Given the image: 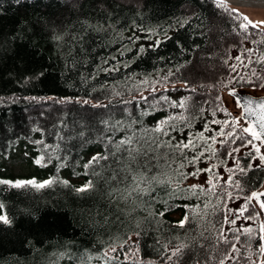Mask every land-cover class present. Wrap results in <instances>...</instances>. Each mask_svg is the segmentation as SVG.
<instances>
[{"label": "trees", "instance_id": "obj_1", "mask_svg": "<svg viewBox=\"0 0 264 264\" xmlns=\"http://www.w3.org/2000/svg\"><path fill=\"white\" fill-rule=\"evenodd\" d=\"M226 5L227 9L218 7L215 0H0V179L58 177L69 182L39 191L0 185L3 211L12 219L11 226L0 224V264H106L104 252L113 244L117 251L109 255L115 259L107 264H220V260L246 264L243 246L247 237L237 229L258 230L261 215L255 221L245 220L253 209L259 211L254 201L242 216L234 210L246 203L251 190L264 185V163L251 145L244 146L240 139L227 135L239 116L227 106L222 93H264V63H257L264 58V27H249L244 32L230 11L238 8L243 14L241 8ZM53 35L64 39L57 43ZM236 57L244 64L250 58L252 64L245 67ZM113 68L118 71L108 70ZM252 68L259 79L251 77ZM41 71L43 75H38ZM249 77L252 83L247 82ZM161 97L177 103L190 98L184 112L188 122L177 124V131L171 133L173 143L189 136L195 140L206 123L212 131L204 136H215L222 125L212 120L228 122V127L222 129L224 136L215 137L214 156L206 152L194 165L184 161V173L196 168H212V173L184 179L179 198L169 199L158 187L159 199L149 209H137L129 216L130 204L107 195L116 183H106L111 169L104 165L112 163L111 157L88 169L84 165L104 152L102 121L119 120L143 130L183 111ZM235 130L237 136L250 139L239 127ZM123 135L120 132L116 139ZM41 155L47 166L35 163ZM185 155L194 153L185 150ZM182 159L177 156L173 167ZM237 162L247 169L246 174L239 172ZM14 163L28 172L15 174ZM94 171L101 175L94 176ZM210 175L218 178L213 180L217 185L214 195L183 191L192 184L211 188L206 183ZM88 179L97 191H74ZM237 180L242 181L243 191L235 187ZM165 199L167 204L161 202ZM206 201L208 215L203 220L196 217L199 227L191 214L183 228L176 226L189 208L199 205L203 210ZM169 205L162 217L148 215ZM225 213L229 220H236L235 225L223 224V231L240 250L239 258L231 252V244L217 239L216 229ZM136 231L141 232L139 253L132 255ZM125 240L121 250L119 245ZM182 243L189 247L169 261L171 251ZM252 243L254 248L259 239ZM60 253L66 255L61 258ZM229 253L233 259H228Z\"/></svg>", "mask_w": 264, "mask_h": 264}, {"label": "snow or ice", "instance_id": "obj_2", "mask_svg": "<svg viewBox=\"0 0 264 264\" xmlns=\"http://www.w3.org/2000/svg\"><path fill=\"white\" fill-rule=\"evenodd\" d=\"M20 0H17L19 3ZM218 7H224L227 9L225 0H216ZM232 13H235V18L239 20L238 27L241 28L244 32H248V28L258 29L264 27V21H252L247 15H244L239 12L238 8L230 9ZM57 43L64 39L63 35H53L52 37ZM143 51V49H141ZM251 52V50H249ZM240 60V57H236ZM241 64H244L243 60H240ZM257 63H264V58H261ZM252 60L249 58L247 64H244L245 67H250ZM109 71L117 70V68L108 69ZM38 75H43L41 71ZM247 75V74H246ZM251 77H257L255 68L251 69ZM249 77L248 83H252V79ZM259 79V77H257ZM264 87V84L261 85ZM156 89L153 88L154 92ZM195 91V89H192ZM230 95L235 97L236 107L242 109L241 115L238 118H235L231 123L233 128L228 132L229 137H235L240 139L244 146L251 145L254 149L255 154L258 156L260 161L264 163V154H261V147L264 146V99H257L255 97L249 96L247 94L238 95L235 90L230 91ZM141 99L147 101V97L143 96V93L140 94ZM162 100L169 103V106L172 108H179L183 111L178 115H169L165 119L157 121L156 125L151 129L138 130L131 126H125L123 121L110 122L109 120H104L101 123L104 125L106 131L101 137V142L106 145L103 153H97L92 156V158L84 165L85 169L93 167L94 165H100L101 161H108L111 157L112 163L104 165V167L111 169V175L106 178V183L111 184L112 181H115L113 185L107 192V195L110 200L118 199L122 203L130 204L131 208L128 211V215L131 216L133 212L137 209L144 211L149 209L150 206L156 202L159 197L156 194V189L161 187L164 189L167 197L179 198L177 193L181 191V184L184 179L188 176L198 177L201 172L212 173V168L200 169L196 168L195 171L191 173H184L182 170L185 167L184 161H187L188 164L194 165L201 157L205 155L206 152H210L212 156L215 155V150L212 147L216 143V136H224L225 133L222 130L224 127H228V122L212 120L210 123L222 125V129L219 132H216L215 136L205 137L204 132L212 131L208 123L205 124L204 132L197 134L196 139L194 140L191 136L187 140L175 141V137L171 136V133L177 131V124L180 122H188V117L184 115V112L188 110V101L190 98H184L178 103L175 101H168L167 97H161ZM124 103H129L130 101H123ZM84 103H90L88 100H84ZM159 103V101H156ZM94 107H107V105L95 104ZM204 109H201L203 111ZM213 115L215 113L213 112ZM254 117V119H253ZM243 120L246 126H242L240 121ZM138 121H132L131 124H136ZM236 127H239V130L242 134H246L250 139H245L244 135L237 136ZM124 132L123 136H120L119 139H116V136ZM81 137L84 136V132L79 133ZM62 138V137H61ZM167 138V139H165ZM200 141L205 142L206 146H201ZM207 141H211V144H208ZM87 142V141H86ZM37 143H40L39 141ZM161 149L164 151L161 152ZM199 149V151H197ZM185 150L191 151L194 153L193 156L189 157L185 155ZM238 151V149H235ZM231 155V153H228ZM180 156L183 159L180 161L178 166L173 167L176 164V157ZM45 159L43 155L35 160L36 164L41 166H47L42 164V161ZM51 159V157H49ZM59 159V157H57ZM163 161V163H161ZM113 164L115 167H113ZM239 167V162H237ZM156 171H153V169ZM170 171L173 174H170ZM231 172L232 170L229 169ZM239 172L241 174H246L247 169L244 167H239ZM84 175H88L85 171ZM94 176H100V171H94ZM217 179L216 177L210 175L207 184H210L212 187L205 189L202 185L192 184L189 185L186 191L192 195H196L197 192L203 193L206 195H214V189L217 187L216 183H213V180ZM56 183H62L68 185L67 180H60L58 177H51L45 181H37L35 178L30 180H4L0 179V185H7L11 188L23 189V188H34L36 190H41L46 187H51ZM228 183H232L231 179ZM235 187L243 191L242 181L237 180L235 182ZM74 191L77 193H91L97 191L96 184L92 179H88L85 184L81 187L75 188ZM264 191L251 190L249 194L245 197L246 203L241 206V208L234 210L235 213L243 215L244 212L249 210V204L254 200L259 206L260 211H255L253 209L252 213L245 217V220H258L261 213H264ZM231 198V194H229ZM162 203L167 204V200H161ZM209 206V202H205L203 210L199 205L189 208V211L186 212L183 219H181L176 226L183 228L185 224L189 222V214L192 216V222L197 223L198 227L199 222L196 220L197 216L201 217V220L205 219L208 215L206 209ZM4 204L0 202V224L11 226L12 219L8 214L3 211ZM171 205L166 207L164 210L159 212H148V215H158L163 216L165 211H168ZM188 207V206H185ZM236 220H229L227 213L223 217V222L221 227L216 229L218 232L217 239L225 244H231V252L237 253L239 258L240 250L236 248V244L228 239L223 231V224L235 225ZM136 228L140 227V224L136 222ZM215 228V225H212ZM237 232L245 235L247 240L244 244V249L247 255L244 257L246 264H264V222L260 223L259 229L254 230L252 227H244L242 229H237ZM137 237V242L134 252L132 255L139 253L138 241L141 236L140 231L133 233ZM201 236L204 235L203 231L199 233ZM259 239V243L253 248V241ZM131 239V236H128V240ZM236 243H239V235L234 236ZM127 243L125 240L119 245V248L123 250L124 244ZM189 247L187 244H180L176 246L174 250L171 251V255L168 256V260L171 261L173 257H181L183 250ZM203 247V245H201ZM117 245L113 244L110 248L104 252V257L107 261L115 259V257L110 256L109 253L116 252ZM165 251L167 252V245H165ZM66 253H60V257H64ZM256 257L253 259V257ZM70 258V257H69ZM128 258V254H125V259ZM228 259H233L231 254H228ZM53 264H57L56 261ZM167 264V262H166ZM220 264H225L224 260H220Z\"/></svg>", "mask_w": 264, "mask_h": 264}, {"label": "rangeland", "instance_id": "obj_3", "mask_svg": "<svg viewBox=\"0 0 264 264\" xmlns=\"http://www.w3.org/2000/svg\"><path fill=\"white\" fill-rule=\"evenodd\" d=\"M244 10H242L244 15H247L252 21H264V6H243ZM230 91L232 90H226L222 93V98L225 101V103L227 104V106L232 110L237 112L238 116L241 115V111L242 109L236 107L235 104V97L230 95ZM236 93L238 95H242V94H247L249 96L255 97L257 99L261 98L264 96V93L262 91H254V90H235ZM254 119V117H253ZM240 124L242 126H246L244 124V121L241 120ZM262 152L264 153V146L261 147ZM14 173L15 174H23V173H27V168L22 167L20 165H18L17 163H14L12 166ZM258 191H264V185L260 188V190ZM261 199H264V197H261ZM256 206L259 209L258 204L256 203V201H254ZM261 217L263 219L264 222V213H261Z\"/></svg>", "mask_w": 264, "mask_h": 264}, {"label": "bare ground", "instance_id": "obj_4", "mask_svg": "<svg viewBox=\"0 0 264 264\" xmlns=\"http://www.w3.org/2000/svg\"><path fill=\"white\" fill-rule=\"evenodd\" d=\"M239 6H264V0H225Z\"/></svg>", "mask_w": 264, "mask_h": 264}, {"label": "water", "instance_id": "obj_5", "mask_svg": "<svg viewBox=\"0 0 264 264\" xmlns=\"http://www.w3.org/2000/svg\"><path fill=\"white\" fill-rule=\"evenodd\" d=\"M264 99V98H263Z\"/></svg>", "mask_w": 264, "mask_h": 264}]
</instances>
